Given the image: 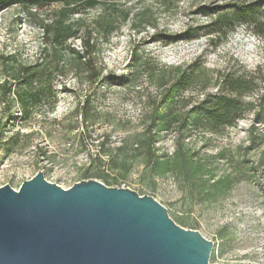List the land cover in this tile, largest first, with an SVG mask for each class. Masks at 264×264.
<instances>
[{
  "label": "rangeland",
  "instance_id": "obj_1",
  "mask_svg": "<svg viewBox=\"0 0 264 264\" xmlns=\"http://www.w3.org/2000/svg\"><path fill=\"white\" fill-rule=\"evenodd\" d=\"M120 1L131 16L107 39L102 34L98 38L94 57L103 71L100 81L90 83L83 70L68 64L66 75L59 77L63 79L57 85L55 109L44 103L31 118L20 117L3 132L7 112L0 98V187L8 184L19 189L43 171L47 180L69 188L106 172L112 181L108 186H125L142 196H153L177 224L213 241L210 264H264V140L250 145L251 114L220 134L193 131L188 142L202 157L225 154L224 159L213 160L214 171L216 176L231 173L233 186L214 200L198 194V181H187L183 175L154 176L140 147L131 153L130 169L115 170L109 165L127 136L143 138L149 98L176 74L171 68L197 62L201 76L211 84L219 72L259 69L264 86V37L254 34L251 25L236 19L225 27L226 35L212 39L206 34L218 6L254 4L257 16L249 18L264 19V0ZM61 7L14 5L0 12V83L5 76L2 53H17L25 62L41 57L47 45L42 23ZM233 10L228 7L220 12L232 14ZM101 13L98 7L85 16L93 20ZM73 45L82 49L80 40ZM189 93L202 97L199 87ZM256 98L253 95L247 101ZM8 146L17 149L7 154ZM157 149L172 155L173 137L165 135Z\"/></svg>",
  "mask_w": 264,
  "mask_h": 264
},
{
  "label": "trees",
  "instance_id": "obj_2",
  "mask_svg": "<svg viewBox=\"0 0 264 264\" xmlns=\"http://www.w3.org/2000/svg\"><path fill=\"white\" fill-rule=\"evenodd\" d=\"M50 4H61L62 7L51 20L42 23L47 43L42 56L34 62H25L17 53H2L5 76L0 83V98L7 112L2 132L20 117L31 118L44 103L55 109L58 103L57 85L63 79L59 77L66 75L68 64L76 70H83L90 83L100 81L103 71L94 57L98 38L102 34L107 39L131 16L120 0H0V12L14 5L33 8ZM98 7L104 13L89 20L85 13ZM228 7L235 8L232 14L220 12ZM109 9L113 11L108 14ZM257 11L254 4L218 6L206 34L212 39L226 35L228 29L225 27L237 19L247 22L254 34L264 37V19L249 18L257 16ZM229 27L232 29L233 26ZM76 40L81 41V50L73 45ZM171 69L176 74L163 84L160 93L149 98L143 138L140 139L138 134L127 136L112 154L109 165L115 170L119 167L130 169L131 153L140 147L145 150V164L154 176L171 174L178 178L183 175L187 181L199 182L197 190L200 196L206 194L214 200L225 195L233 186L231 173L216 176L214 171L213 160L224 159L225 154L219 152L215 156L202 157L188 146V142L193 137V131L220 134L237 126L248 114L252 115L248 128L250 145L263 141L264 86L261 84V70L219 72L211 84L210 79L201 76V66L197 62ZM211 86H215L216 90L212 91ZM197 87L202 97L194 98L189 91ZM253 95H257L256 100L247 101ZM15 106H19L18 111H14ZM165 135L174 139L172 155L160 154L157 149V144ZM12 138L14 136L9 139L10 142ZM107 142H102V145ZM16 149L8 146L7 154ZM96 178L107 185L112 183L106 172L98 173Z\"/></svg>",
  "mask_w": 264,
  "mask_h": 264
},
{
  "label": "water",
  "instance_id": "obj_3",
  "mask_svg": "<svg viewBox=\"0 0 264 264\" xmlns=\"http://www.w3.org/2000/svg\"><path fill=\"white\" fill-rule=\"evenodd\" d=\"M213 248L128 187L90 179L64 188L43 171L0 187V264H210Z\"/></svg>",
  "mask_w": 264,
  "mask_h": 264
},
{
  "label": "built area",
  "instance_id": "obj_4",
  "mask_svg": "<svg viewBox=\"0 0 264 264\" xmlns=\"http://www.w3.org/2000/svg\"><path fill=\"white\" fill-rule=\"evenodd\" d=\"M123 187H125V186H123Z\"/></svg>",
  "mask_w": 264,
  "mask_h": 264
}]
</instances>
